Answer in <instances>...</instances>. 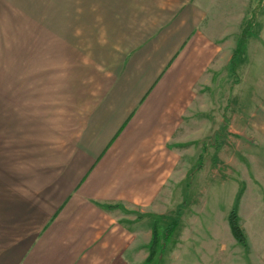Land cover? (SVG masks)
Returning <instances> with one entry per match:
<instances>
[{"label":"crops","instance_id":"obj_1","mask_svg":"<svg viewBox=\"0 0 264 264\" xmlns=\"http://www.w3.org/2000/svg\"><path fill=\"white\" fill-rule=\"evenodd\" d=\"M101 1L0 0V31H45L48 38L51 30H89L85 15H99ZM121 3L119 39L101 38L110 33L103 30L99 38L109 43L94 46L93 58L82 55L88 67L53 70L60 58L65 67L70 64L63 41L68 37L59 42L60 55L52 47L58 36L43 44L32 38L16 42L44 45L51 58L42 62L50 70L34 77L43 80L36 94L48 98L56 94L49 88H59L65 116L77 117L67 122L61 112L58 122H0L12 129L14 160L12 169L0 164V264H188L187 258L164 262L180 222L165 241L158 233L160 246L151 258L150 246L164 188L175 176V136L196 106L199 82L216 61L228 58L230 36L213 32L234 24L219 19L223 10L209 0ZM115 4L110 0L108 13H117ZM234 9L225 11L236 15ZM192 212L193 222L209 220L210 211ZM223 216L228 223V213ZM204 235L202 242L214 240ZM219 237L213 244L228 250L230 264Z\"/></svg>","mask_w":264,"mask_h":264},{"label":"rangeland","instance_id":"obj_2","mask_svg":"<svg viewBox=\"0 0 264 264\" xmlns=\"http://www.w3.org/2000/svg\"><path fill=\"white\" fill-rule=\"evenodd\" d=\"M108 1L110 2L101 1L99 15H85L86 18H91L85 24L91 28L89 30L56 33L51 30L48 33L52 35L49 37L48 34V38L45 31H0L1 123L14 120L46 122L48 118L57 119L55 122H58L62 121V117L68 118L67 122L70 118L73 122L76 121L77 114L70 117L65 116L69 112L62 111L63 106L60 107L59 103L61 99H58L59 88H49L50 93H56L51 94L52 96L49 94V99L44 93L36 94L35 90L43 87V84H39L43 80L34 77L50 70V67H45L48 64L42 62L44 58H51L44 52V45L40 48L35 44L29 47V44L24 46L21 43V46H17L20 43L16 42H27L32 38L31 42L43 44V40L58 36V39H54L59 40L54 41L58 45L52 47L60 55L64 50L62 51L59 42L63 39L62 36L68 37L63 41L69 44L70 64L65 67L62 65L64 58L59 57L58 66L53 70H66L67 73L76 64L88 67L90 63L86 59L83 61V54L93 58L94 46L104 42L101 38L115 40L120 37L116 26L123 17L120 8L121 1L124 0H111L112 4L116 3L117 13L114 14L107 12ZM210 1L213 9L218 12L223 10V14L217 16L219 19L234 24L228 31L213 32L220 38L230 36L229 42L227 41L229 54L227 59L216 61L210 74L207 73L208 76L199 82L195 110L188 112L186 122H183L175 136V176H172V181L164 188L157 231L163 234V238L165 233L175 230L176 226L172 224L175 219H178L177 223H181L179 229L175 230V236L171 234L170 241L166 242L168 252L164 262L167 258L170 262L172 259L187 258L188 264H226L228 250L225 251L221 243L213 244L215 237L220 236L219 241L229 249L230 264H264V218L261 220L258 215L259 211L264 214V0ZM226 8H236L234 10H238V13L228 15ZM106 28L110 29V33L99 38ZM39 50L40 54L36 58L35 52ZM40 90L43 92L44 88ZM65 98L66 96L63 104ZM78 105L77 102L72 104L74 109ZM12 150V129L1 124V168L12 169ZM258 205L261 210H258ZM198 210L210 211L206 217L209 220L212 218V221L202 217L193 222L192 211ZM232 212L236 214L238 225L245 236V245L235 238L229 220L228 223L225 222L223 215L227 216L228 213L229 217ZM205 233L214 240L202 242V239L205 240ZM199 244L206 246L202 250H193ZM190 245L192 247L188 250ZM175 248H179L181 254L179 251L169 253ZM212 251L211 257L204 253L211 254ZM184 252H188L186 257ZM179 264L184 262L181 260Z\"/></svg>","mask_w":264,"mask_h":264},{"label":"trees","instance_id":"obj_3","mask_svg":"<svg viewBox=\"0 0 264 264\" xmlns=\"http://www.w3.org/2000/svg\"><path fill=\"white\" fill-rule=\"evenodd\" d=\"M232 232L235 236V238H237L238 242H240L241 244L245 245V236L243 235V231L241 230L240 226L238 225V219L237 216L234 212L230 213L229 217H228ZM178 219H175L172 224L174 226L177 225ZM173 230V229H172ZM172 232V231H171ZM170 235V233H165V236L167 238V236ZM163 240L165 241V238L163 237ZM160 246V239H159V235H158V231L157 229L154 227V232H153V238H152V242H151V246H150V258L152 256H154L155 252L157 251V248Z\"/></svg>","mask_w":264,"mask_h":264}]
</instances>
